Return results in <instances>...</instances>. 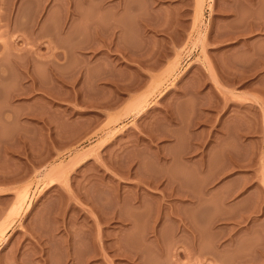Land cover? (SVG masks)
Here are the masks:
<instances>
[{
  "label": "rangeland",
  "instance_id": "374dc122",
  "mask_svg": "<svg viewBox=\"0 0 264 264\" xmlns=\"http://www.w3.org/2000/svg\"><path fill=\"white\" fill-rule=\"evenodd\" d=\"M23 192L0 264H264V0H0Z\"/></svg>",
  "mask_w": 264,
  "mask_h": 264
},
{
  "label": "bare ground",
  "instance_id": "6f19581e",
  "mask_svg": "<svg viewBox=\"0 0 264 264\" xmlns=\"http://www.w3.org/2000/svg\"><path fill=\"white\" fill-rule=\"evenodd\" d=\"M200 4H202V3H200ZM201 6V5H200ZM200 10V9H199ZM19 65V64H18ZM17 65V66H18ZM23 66V65H22ZM20 68H22L21 66H20ZM18 69H16V71H17ZM24 70H26V68L24 69ZM20 71V70H19ZM27 71V70H26ZM29 72H31L30 70H28ZM19 73V72H18ZM21 73V72H20ZM22 74H24V73H22ZM22 74H19V75H22ZM28 74V73H27ZM31 74V73H30ZM32 75V74H31ZM4 76V75H3ZM25 76H26V74H25ZM25 76L23 75L22 77H24L25 78ZM33 76V75H32ZM4 78V77H3ZM2 78V79H3ZM34 78V77H33ZM232 80H234V78H231ZM236 79V78H235ZM32 82H33V80H32ZM141 106V105H140ZM138 108V107H137ZM136 109V108H135ZM51 173V172H50ZM20 196H18L19 198L17 199L18 200V203H17V206H16V204L10 209V213H8V215L6 216V219L2 222V223H0V235L2 236V235H4V233L6 232V230L8 229V227H9V225H11V222H13V220L11 219L12 217H13V215H15L17 212H18V210H20V207L22 206V205H24V204H27L28 202H27V199H28V196H27V192L26 193H24L23 192V195H21V194H19ZM187 196V195H186ZM188 197V196H187ZM16 200V201H17ZM27 205H29V204H27ZM28 207V206H27ZM22 209V208H21ZM27 209V208H26ZM12 210V211H11ZM15 213V214H14ZM15 216H17V214L15 215ZM12 220V221H11ZM110 245V244H109ZM110 246H108V248H109ZM105 248V247H104ZM113 248V247H112ZM110 249V248H109ZM113 254H115V255H117V251H113ZM112 254V255H113ZM122 254V253H121ZM120 255V254H119ZM123 255V254H122ZM97 256V255H96ZM114 256V255H113ZM126 256V255H125ZM92 257V256H91ZM95 257V256H94ZM74 260H75V258H74Z\"/></svg>",
  "mask_w": 264,
  "mask_h": 264
}]
</instances>
